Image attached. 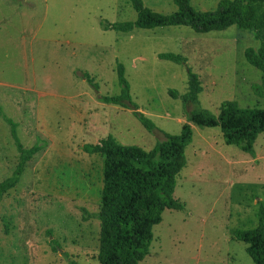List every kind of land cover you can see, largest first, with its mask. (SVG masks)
<instances>
[{
  "label": "rangeland",
  "instance_id": "374dc122",
  "mask_svg": "<svg viewBox=\"0 0 264 264\" xmlns=\"http://www.w3.org/2000/svg\"><path fill=\"white\" fill-rule=\"evenodd\" d=\"M220 1L190 4L207 12ZM19 2V11L0 2V183L13 176L19 162L13 128L25 149L39 145L42 150L0 201V264H98L95 215L104 157L83 147L111 138L149 151L165 134L179 135L188 121L182 96L189 69L202 88L198 104L189 110L218 116L226 101L264 109V90H254L262 84V73L245 58L246 49L257 51L260 41L254 31L237 25L208 33L185 26L106 30L104 24L137 19L129 0ZM255 2L260 14L264 0ZM143 3L165 15L178 10L173 0ZM54 41L63 45L62 54ZM165 53L182 56L186 63L159 58ZM117 63L124 67L132 103L155 124L154 131L131 108L101 102L78 73L89 74L102 96H118ZM192 128L187 164L174 192L184 209L163 212L149 255L139 264H255L247 245L232 233L259 223L264 133L251 155L225 144L219 127Z\"/></svg>",
  "mask_w": 264,
  "mask_h": 264
},
{
  "label": "trees",
  "instance_id": "16d2710c",
  "mask_svg": "<svg viewBox=\"0 0 264 264\" xmlns=\"http://www.w3.org/2000/svg\"><path fill=\"white\" fill-rule=\"evenodd\" d=\"M137 13L135 21L104 24L106 30L131 32L134 29L160 27H189L197 33L223 31L237 25L255 32L260 41L257 51L248 48L246 61L262 73L261 86H254L257 93L264 90V10L257 13L255 0H221L214 11L195 10L191 0H173L178 10L170 15L155 12L144 6L143 0H129ZM261 8V7H260ZM261 11V10H259ZM159 58L177 63H186L182 56L172 53L160 54ZM122 92L118 96H102L99 85L87 73L78 72L94 90L103 103L120 105L132 109L133 114L149 131L157 127L132 103L130 85L121 64L115 68ZM202 92L198 75L188 70V90L182 96L187 123L179 135L165 134L153 149L123 146L111 138L98 144H88L83 151L104 157L103 189L99 212L100 222L98 264H139L149 255L153 242V228L160 224L165 210H183L184 204L174 197L177 176L187 164L186 148L193 139L192 125L219 127L224 142L235 145L242 151L254 155V143L264 133V109L242 108L235 101L223 102L218 116L201 108L189 110L198 104ZM170 95L176 98L177 93ZM13 137L20 154L16 170L11 178L0 183V201L3 195L16 187L26 164L42 150L39 145L25 149L16 131ZM259 223L250 230L236 229L232 238L247 245V253L255 264H264V207L258 214Z\"/></svg>",
  "mask_w": 264,
  "mask_h": 264
},
{
  "label": "crops",
  "instance_id": "0c3cea01",
  "mask_svg": "<svg viewBox=\"0 0 264 264\" xmlns=\"http://www.w3.org/2000/svg\"><path fill=\"white\" fill-rule=\"evenodd\" d=\"M19 1H21L22 3H24L25 5H33L32 3H29L28 2V0H0V2H2V3H4L3 4V6L4 7H7L8 9H10L11 8V10L12 11H19L20 9H21V3L19 2ZM19 3V4H18ZM102 24V23H101ZM55 42V41H54ZM56 44H55V48H56V50L60 53V54H62V47H63V45H61V43L60 42H55ZM59 45V46H58ZM37 50H41V48L40 49H37ZM31 52L34 54L36 51L34 50V46H31ZM113 66V65H112ZM73 69H71V71H72ZM89 113H90V111H89Z\"/></svg>",
  "mask_w": 264,
  "mask_h": 264
}]
</instances>
